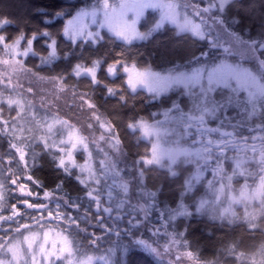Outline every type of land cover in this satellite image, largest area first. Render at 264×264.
I'll return each instance as SVG.
<instances>
[{"label":"clouds","instance_id":"obj_1","mask_svg":"<svg viewBox=\"0 0 264 264\" xmlns=\"http://www.w3.org/2000/svg\"><path fill=\"white\" fill-rule=\"evenodd\" d=\"M134 252L264 264V0H0V264Z\"/></svg>","mask_w":264,"mask_h":264},{"label":"trees","instance_id":"obj_2","mask_svg":"<svg viewBox=\"0 0 264 264\" xmlns=\"http://www.w3.org/2000/svg\"><path fill=\"white\" fill-rule=\"evenodd\" d=\"M35 3L43 5L48 8H57L62 4L66 3L67 0H34ZM81 0H75V3H80ZM159 59H164L166 57L160 56ZM131 264H149L148 257L144 256L142 253H132L130 256Z\"/></svg>","mask_w":264,"mask_h":264}]
</instances>
